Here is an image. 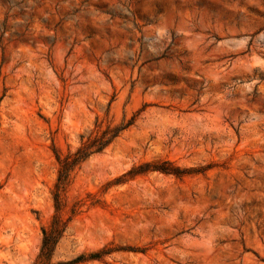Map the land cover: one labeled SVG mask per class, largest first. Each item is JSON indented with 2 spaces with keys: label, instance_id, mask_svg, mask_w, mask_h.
<instances>
[{
  "label": "rangeland",
  "instance_id": "1",
  "mask_svg": "<svg viewBox=\"0 0 264 264\" xmlns=\"http://www.w3.org/2000/svg\"><path fill=\"white\" fill-rule=\"evenodd\" d=\"M123 122L49 264H264V0H0V264L38 260L56 153Z\"/></svg>",
  "mask_w": 264,
  "mask_h": 264
},
{
  "label": "trees",
  "instance_id": "2",
  "mask_svg": "<svg viewBox=\"0 0 264 264\" xmlns=\"http://www.w3.org/2000/svg\"><path fill=\"white\" fill-rule=\"evenodd\" d=\"M128 125L129 122H123L119 125L113 126L107 124L103 129L96 130L95 132L90 131L87 135L81 134L80 144L77 146L75 151L64 156L56 153V158L59 163L55 182L56 190L54 192V205L56 212L52 216L50 223L42 228V242L38 260L35 264H49V257L51 256V253L65 227L64 221H61L58 215V210H60L61 205L59 190L63 189L69 182L71 172L75 166L83 162L91 154L101 152L105 149L126 127H128Z\"/></svg>",
  "mask_w": 264,
  "mask_h": 264
}]
</instances>
